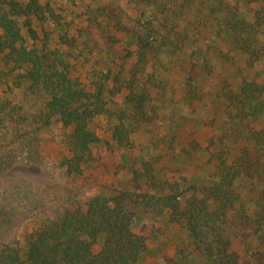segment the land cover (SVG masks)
Wrapping results in <instances>:
<instances>
[{
  "label": "trees",
  "instance_id": "1",
  "mask_svg": "<svg viewBox=\"0 0 264 264\" xmlns=\"http://www.w3.org/2000/svg\"><path fill=\"white\" fill-rule=\"evenodd\" d=\"M186 1L133 0L132 25L124 23L113 6L99 7L83 14L76 25L46 0H0V76L4 78L0 116L25 120L18 115L8 82L45 96L36 111L35 127L11 130L10 143L21 145L27 166L42 163L44 130L57 120L65 130L62 142L67 150L58 162L59 172L70 183L84 179L85 172L97 167L102 158L104 140L95 132L93 120L107 111L109 100L116 103L115 97L120 114L111 137L120 148L136 124L150 130L159 126L158 95L167 85L155 74L154 59L167 38L174 35L184 41L179 31L189 22L178 17V10L192 3ZM209 2L208 12L216 19L211 25L196 18L197 37L203 30H214L216 38L243 56L254 75L242 77L234 87L216 90L214 100L223 105L218 120L221 130L207 147L183 138L181 152L204 153L206 170L180 180L166 179L157 177L142 159L140 169L128 166L127 154L120 152L118 168L121 176H131L129 181L119 179L118 187L104 185L100 193L85 199L77 193L67 195L52 207L46 205L48 195L32 191L23 181L5 179L0 233L9 229L14 213L35 210L42 218L26 235L24 245L0 243V264H146L148 238L135 230L145 217L151 224L177 226L185 234L189 249L175 250L164 257L163 264H264V43L260 40L264 0ZM152 5L162 6L159 17L146 12ZM117 35L124 37L125 57H133L134 64L129 70H107L99 77L90 74L88 85L69 75V61L58 50H46L53 36L59 45L71 49L69 57L74 60L108 57L116 52ZM109 81L113 85L107 88ZM194 82L188 77L184 84L192 96ZM122 90L125 94L118 99ZM215 121L202 122V128L209 132ZM17 160L14 149L0 147V178ZM150 228L152 234L158 232ZM232 239L248 244L250 261H243L233 249ZM254 239L258 244L251 249Z\"/></svg>",
  "mask_w": 264,
  "mask_h": 264
},
{
  "label": "rangeland",
  "instance_id": "2",
  "mask_svg": "<svg viewBox=\"0 0 264 264\" xmlns=\"http://www.w3.org/2000/svg\"><path fill=\"white\" fill-rule=\"evenodd\" d=\"M46 1L53 7L63 10L65 19L76 25L81 23L82 15L88 11L110 5L121 14L124 23L128 25L133 24L136 15L133 10L135 6L133 0ZM157 1L159 3L160 0ZM175 1L180 4L184 0ZM187 1L192 3L185 6V9L178 10V17L187 21L186 23L189 22L188 26L185 24L187 28L179 31L184 36V41H179L174 35L167 38L165 47L157 50L154 59L155 74L167 85L164 93L158 95L159 126L150 130L143 124H136L128 134V142L120 148L116 140L111 137L112 126L119 123L120 108L117 106L116 97V103L109 100L106 106L107 111L96 117L92 123L97 135L104 140L103 148L100 149L101 163L85 172L82 180L70 183L59 172L58 162L67 154V150L62 142L65 130L57 120H53L44 130V141L40 149L42 163L36 167H30L24 163L21 145L16 142L10 143L13 139L11 130L21 125H23L22 129L34 128L36 111L42 107L45 96L39 91L28 90L26 86L16 88L8 82L15 95L14 103L19 107L18 115L25 120L15 122L18 116L12 118L0 116V147L12 148L18 156L17 163L12 170L0 178V194L5 179H13L25 182L32 191H40L48 195L47 207L57 205L67 195L73 193H77L83 199L94 196L100 193L104 185L118 187L119 179L123 181L131 179L129 174L121 176L122 171L118 168L122 164L120 152L127 154L128 166L140 169L142 159L152 166L157 177L166 179L180 180V176L188 178L206 170L204 153L191 151L190 155H185L181 152L182 147L185 146L183 138L197 141L202 149L216 139V135L221 130L218 120L223 106L222 103L214 100L216 90L220 87H234L242 77L253 76L254 72L244 65L243 56L235 48L228 47L215 37L214 30L213 32L203 30L201 37H197V30L194 29L196 18H200L207 24H214L213 20L216 18L208 12L209 1L212 0ZM162 2H172V0H162ZM146 12L159 17L163 12L162 6L155 8L152 5ZM198 29L201 30V28ZM40 38H42L41 35ZM117 38L120 42L116 44V52L108 57L95 56L84 61L74 60L69 57L71 49L59 45L53 36L46 50H58L63 58L69 61V75L88 85L91 79L90 74L99 77L107 70L115 73L120 67L124 71L129 70L134 64L133 57H125L124 37L117 35ZM260 40L264 43V30ZM204 58L205 62H203ZM191 63L196 65L191 66ZM188 77H193L197 85L194 96L189 95L184 85ZM3 79V76H0V92L4 89L1 85ZM112 85V81L106 84L107 88ZM124 94L125 91L122 90L118 99H121ZM106 99H110L109 93L106 94ZM212 119L216 121L213 122L211 130L205 131L202 128V122ZM20 122L22 124H19ZM174 135L176 138L173 137ZM41 218L42 214L35 210L14 213L9 229L0 233V243L17 242L24 245L26 235ZM152 226L158 229L155 234L150 232ZM135 230L148 238V251L144 258L146 264H163L164 257L172 256L175 250L189 249L183 230L177 226L166 225L164 222L151 224L145 217L137 223ZM257 244L258 241L254 239L249 247L252 249ZM247 246L248 244L232 239L233 249L241 255L245 262L250 261L246 254Z\"/></svg>",
  "mask_w": 264,
  "mask_h": 264
}]
</instances>
